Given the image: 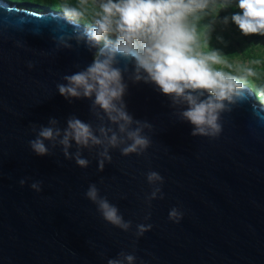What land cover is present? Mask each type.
Segmentation results:
<instances>
[{"label": "water", "instance_id": "water-1", "mask_svg": "<svg viewBox=\"0 0 264 264\" xmlns=\"http://www.w3.org/2000/svg\"><path fill=\"white\" fill-rule=\"evenodd\" d=\"M85 27L0 0V264H107L121 252L135 264H264V103L247 86L246 100L221 114L214 139L193 137L155 85L129 82L127 110L153 126L144 155L113 150L101 172L95 151L83 152L86 169L59 147L44 157L31 151L32 125L92 120L87 99L70 103L56 88L93 60L75 40L71 48L58 42ZM149 171L164 179L163 198L150 206ZM36 181L39 193L30 188ZM90 184L132 222L128 232L103 220L85 197ZM173 208L179 223L169 219ZM138 224L152 228L138 238Z\"/></svg>", "mask_w": 264, "mask_h": 264}, {"label": "clouds", "instance_id": "clouds-1", "mask_svg": "<svg viewBox=\"0 0 264 264\" xmlns=\"http://www.w3.org/2000/svg\"><path fill=\"white\" fill-rule=\"evenodd\" d=\"M217 6L218 0H78L77 6L65 4L63 15L70 21L81 20L89 7L94 9L83 32L58 40L65 48H71L69 40H75L77 46L93 53V60L82 70L64 75V82L56 88L70 103L87 99L92 120L72 115L64 127L56 118H49L46 126L32 125L31 151L44 157L59 147L65 160L81 169L90 164L83 152L95 151L101 172L106 163H112L113 150L123 157L144 155L152 143L145 132L153 126L134 119L127 110L124 97L129 82L155 85L156 91L170 99L179 120L193 126V137L217 138L222 132L221 114L246 100V81L256 75L243 64L233 68L226 56L209 47L210 26L202 28L200 21ZM236 7L239 12L230 19L240 32L264 36V0H236ZM228 22L225 17L224 23ZM260 93L264 95V88ZM146 180L152 189L146 197L150 206L152 200L163 198L164 179L149 171ZM25 183L20 180L22 187ZM30 188L39 193L41 182L31 183ZM85 197L108 224L124 232L131 229L132 222L100 196L95 184L88 186ZM182 218L178 209L170 210L171 221L179 223ZM151 228V224H138L135 234L139 238ZM135 260L134 255L121 252L107 264H135Z\"/></svg>", "mask_w": 264, "mask_h": 264}, {"label": "trees", "instance_id": "trees-1", "mask_svg": "<svg viewBox=\"0 0 264 264\" xmlns=\"http://www.w3.org/2000/svg\"><path fill=\"white\" fill-rule=\"evenodd\" d=\"M8 1L13 2V3H18L22 6H26L28 8L36 9L39 11L52 10V11H57V12H62V13H63L62 9L65 4H68L71 6H77L78 4V0H8ZM219 5H224V7L221 8L219 7ZM209 11L204 16V18L200 21V26L202 28L204 26H210V31L208 34L209 35V47L211 46V41H212L211 39L218 38V36L220 35V31H224L226 26L229 27V30L232 29L231 30L232 32L241 34L240 39L235 41L236 42L235 46L240 51H236L235 53H238L239 55H241V58L243 59L244 63L248 61V63L251 64V67L254 70H257L255 71L256 75L251 77V84L246 82V85H248L251 88V90L254 92L257 101L259 103H264V97H263L264 95L260 93V90L264 88V46L260 45V41L262 40V38H264V36H260V35L244 36L240 32V30L238 32V29H237L238 27L230 19L234 13L239 12V9L236 7V0H218L217 8L215 10L210 9ZM93 13H94V9L89 7L88 13L81 20L88 21L90 24ZM215 14L219 19V22L216 28H214L213 25L210 24L209 22L211 17ZM225 17L229 18V22L227 24L224 23ZM75 21L79 22V20H75ZM227 34H231V33L223 32V35H227ZM225 46L227 45L225 44ZM228 47L232 49V45ZM233 50L235 51V49ZM227 58L229 59L231 58V56L230 57L227 56ZM255 61H258V63H253ZM243 62L241 64L244 65ZM248 67H250V65H248ZM257 73H260L259 77L257 76Z\"/></svg>", "mask_w": 264, "mask_h": 264}, {"label": "rangeland", "instance_id": "rangeland-1", "mask_svg": "<svg viewBox=\"0 0 264 264\" xmlns=\"http://www.w3.org/2000/svg\"><path fill=\"white\" fill-rule=\"evenodd\" d=\"M57 12V11H56ZM211 12V11H209ZM62 13V12H60ZM63 14V13H62ZM84 20H79V24L85 26V25H89V22L88 21H84ZM210 24L213 25L214 28L217 27L218 25V22H219V19L218 17L215 15H213L211 17V19L209 20ZM209 24V25H210ZM213 28V29H214ZM218 29V28H217ZM238 29V28H237ZM232 30V29H231ZM231 30H229V27H225V30L224 31H220V35L218 36V38H212L211 40V46L210 48H212L213 50H219L224 56H227L231 58H227L228 60V63L231 64L233 66V68L241 65V63L243 62V59L241 58V55H239L238 53H235L236 51H240L236 46H235V41L239 40L240 39V36L241 34L240 33H235V32H232ZM223 32H226V33H231V34H227V35H223ZM238 32H239V29H238ZM263 39L260 41V45H264L263 43ZM228 42V43H227ZM225 44L227 46H225ZM232 45V49L228 46ZM235 49V51L233 50ZM263 49V48H262ZM233 56V57H232ZM244 63V62H243ZM244 65L248 66L250 65L251 67V64L247 62L244 63ZM257 71V70H255ZM259 74L260 73H257V76L259 77ZM248 83L251 84V77L248 78V80L246 81ZM247 87H249L248 85H246ZM250 88V87H249ZM251 89V88H250ZM264 97V96H263Z\"/></svg>", "mask_w": 264, "mask_h": 264}, {"label": "crops", "instance_id": "crops-1", "mask_svg": "<svg viewBox=\"0 0 264 264\" xmlns=\"http://www.w3.org/2000/svg\"><path fill=\"white\" fill-rule=\"evenodd\" d=\"M263 40H264V38H262ZM263 43H264V41H263ZM264 46V45H263Z\"/></svg>", "mask_w": 264, "mask_h": 264}]
</instances>
